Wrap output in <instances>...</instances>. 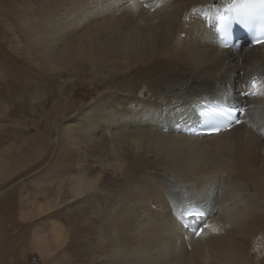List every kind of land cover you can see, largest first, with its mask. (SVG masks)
I'll return each mask as SVG.
<instances>
[{"label":"bare ground","instance_id":"bare-ground-1","mask_svg":"<svg viewBox=\"0 0 264 264\" xmlns=\"http://www.w3.org/2000/svg\"><path fill=\"white\" fill-rule=\"evenodd\" d=\"M223 1L31 0L20 18L25 56L68 77L84 67L78 80L93 84L74 116L67 102L58 106L56 162L76 172L48 177L41 205L72 204L81 264H264V98L217 135L178 128L196 121L199 99L254 70L263 71L260 87L243 100L264 93V44L227 49L213 33L208 17ZM10 37L19 50V36ZM187 200L211 211L203 234L186 241L175 211ZM50 227L38 238L65 244L67 228ZM32 244L43 258L45 245Z\"/></svg>","mask_w":264,"mask_h":264},{"label":"rangeland","instance_id":"rangeland-1","mask_svg":"<svg viewBox=\"0 0 264 264\" xmlns=\"http://www.w3.org/2000/svg\"><path fill=\"white\" fill-rule=\"evenodd\" d=\"M28 15L31 0H0V175L9 164L14 166L11 176L0 179V264H81L72 204L52 211L41 205L46 200L44 182L48 177L58 180L76 172L75 167L66 172L56 162L55 142L63 122L57 113L64 107L58 106L67 102L66 115L74 116L90 104L93 84L90 78L83 83L78 80V71L84 67L76 70L77 76L68 77L42 70L25 56L30 50L20 18ZM13 33L22 41L19 50L8 42ZM102 75L107 76L104 81L113 77V73ZM55 223L68 230L70 238L65 244L38 238L39 231L47 237L48 228ZM33 242L45 245L44 260L32 248Z\"/></svg>","mask_w":264,"mask_h":264},{"label":"snow or ice","instance_id":"snow-or-ice-1","mask_svg":"<svg viewBox=\"0 0 264 264\" xmlns=\"http://www.w3.org/2000/svg\"><path fill=\"white\" fill-rule=\"evenodd\" d=\"M259 6L262 11L260 13V18L262 21H264V0H244V4L242 5V7L248 8V7H256ZM241 5H238L235 0H233V2L229 5H227L226 7V11H232V10H236L237 13L239 14V9H240ZM225 17L221 16L220 19L223 20ZM256 43L257 44H264V24H262L261 30H260V35L257 37L256 39ZM260 87V85L257 83V81L254 79L252 81V88L253 89H258ZM233 110L229 109L227 110V112H225L224 110L221 109H216V108H212V109H207L205 111H201L200 112V116L203 117L206 120H214L216 118H221V117H225V116H231L232 115ZM236 123H241L239 120L235 121ZM220 129L217 127L214 129V131L218 132ZM188 215L190 216H199L200 213L198 212H189Z\"/></svg>","mask_w":264,"mask_h":264}]
</instances>
